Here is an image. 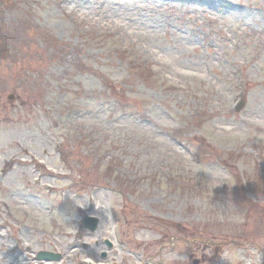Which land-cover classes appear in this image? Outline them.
Returning <instances> with one entry per match:
<instances>
[{
	"label": "rangeland",
	"instance_id": "374dc122",
	"mask_svg": "<svg viewBox=\"0 0 264 264\" xmlns=\"http://www.w3.org/2000/svg\"><path fill=\"white\" fill-rule=\"evenodd\" d=\"M11 259L264 264V0H0Z\"/></svg>",
	"mask_w": 264,
	"mask_h": 264
},
{
	"label": "bare ground",
	"instance_id": "6f19581e",
	"mask_svg": "<svg viewBox=\"0 0 264 264\" xmlns=\"http://www.w3.org/2000/svg\"><path fill=\"white\" fill-rule=\"evenodd\" d=\"M18 262H16L15 260H9V262H8V264H17ZM105 264H107V263H105Z\"/></svg>",
	"mask_w": 264,
	"mask_h": 264
},
{
	"label": "water",
	"instance_id": "95a60500",
	"mask_svg": "<svg viewBox=\"0 0 264 264\" xmlns=\"http://www.w3.org/2000/svg\"><path fill=\"white\" fill-rule=\"evenodd\" d=\"M243 106H244V103L241 104L240 109H241ZM95 228H96V225H94L92 229H95Z\"/></svg>",
	"mask_w": 264,
	"mask_h": 264
}]
</instances>
